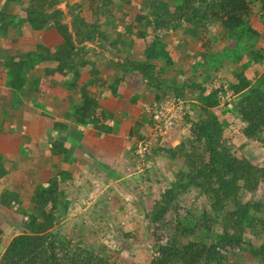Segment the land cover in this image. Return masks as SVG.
I'll return each mask as SVG.
<instances>
[{"label": "trees", "instance_id": "1", "mask_svg": "<svg viewBox=\"0 0 264 264\" xmlns=\"http://www.w3.org/2000/svg\"><path fill=\"white\" fill-rule=\"evenodd\" d=\"M24 1L2 0L0 32L4 33L8 24L26 23L34 30L50 31L60 37L63 42L55 46L53 53L50 47L38 48L41 49V63L53 62L51 73L65 74V78L68 74L64 70L72 74L73 80L63 85L66 91L76 90L78 70L86 65L82 58L74 63L73 55H86L90 49L86 43H97L99 48L101 40H107L120 59L125 56L122 62L117 60V67L123 73L140 75L154 94V100L147 106L165 96L186 101L194 98L199 104L202 119L192 121L184 116V120L190 123L192 138L167 151L170 159L184 157L188 171L174 173L170 186L153 203L150 212L144 206V217L155 231L158 225H164L172 201L188 190H193V197L202 204V210L197 216L189 212V218L177 219L170 238L158 246L154 264H264V202L252 198L260 186L264 187V168L237 158L225 143L224 126L216 115L220 89L212 84L216 74L228 71L222 76L227 75L226 79L230 80L228 90L235 96L232 113L242 122L243 135L257 140L264 147V72L253 83L244 72L250 65H255V69L259 65L264 67V29L256 28V24H264V0H81L71 6L67 3V12L58 8L62 0ZM257 1L260 2L258 20L253 11ZM124 4L135 10L129 22L131 26L124 31L144 41L151 36L143 57L137 61L126 58H129L128 49L131 48L128 40L121 39L119 32L111 39L112 36L104 30L113 25V9L118 10ZM68 15L70 30L63 22ZM178 31H182L184 38L197 40L202 49L190 75L174 70L171 51L162 42L160 32ZM33 53L20 54L17 61H12L17 69L16 87L26 83L22 75L28 78L27 72L34 68ZM245 56L247 62L242 70L227 69L228 64L237 65ZM169 72L174 74L168 75ZM96 74L91 70V77ZM173 75L184 78L182 84H173L176 80ZM115 85L117 83L111 88ZM82 97L80 105L70 104L67 117L77 127H92L107 133L109 128L104 125L108 119L106 112L99 113L98 103L84 90ZM144 113L147 122L153 124L148 112ZM54 128L64 134L70 129L61 122L55 123ZM157 139L159 141L161 137L157 136ZM162 150L157 144L151 149L150 158L155 159ZM64 151L62 143L53 144L50 148L52 160ZM5 173L0 162V177ZM71 179L67 171L57 174L54 170L44 187L34 189L30 207L19 210L26 218L20 223L23 231L8 243L0 264L115 263L105 247L96 248L90 244L95 240L93 231L86 229L95 223L91 219L74 224L68 233L71 238L63 234L60 227L53 230L61 217L67 216L69 209L74 208L69 199L74 193L70 192ZM87 181L89 185V179ZM7 200L6 207L9 206ZM0 203L5 205L3 200ZM231 206L233 209L227 212L226 208ZM235 247L239 253L233 254L230 260L227 248Z\"/></svg>", "mask_w": 264, "mask_h": 264}, {"label": "crops", "instance_id": "2", "mask_svg": "<svg viewBox=\"0 0 264 264\" xmlns=\"http://www.w3.org/2000/svg\"><path fill=\"white\" fill-rule=\"evenodd\" d=\"M1 5L2 0H0ZM16 12L17 10L14 9V13ZM67 20L70 30L69 16ZM129 25L130 23L116 25L118 28L115 30L116 33L112 35L109 32L111 39H114L119 32L121 39H126L130 43L132 41L136 45L138 41H141L140 39H136L135 36L130 38L128 33L129 38H125L124 30L129 29L131 26ZM121 28L123 31L120 32ZM256 28L261 31L264 29V24H256ZM187 40L190 42L189 39ZM180 42L184 44L183 40L178 38H175L173 42L165 40L169 50L172 47L180 49L178 47ZM60 43L61 38L54 33L34 30L26 23L8 24L5 32H0V162L6 170L5 175L0 177V202L3 200L7 204L5 199L8 198L14 202L16 199L19 200L22 208H18L13 202L14 208L8 206L9 210L12 208L8 213L12 216L17 215L19 218H23L19 209L26 210L25 208L30 206L34 189L46 184L53 176L54 170L57 174L60 171H67L70 177L74 174H85L86 177L90 174L99 176L101 175L99 172H105L108 174L107 180L110 178L115 182L121 178H128L123 168L132 165L130 163L133 162L138 145L153 136L152 124L147 122L148 117L144 113V107L154 100V94L142 82L140 75L135 72L123 73L117 67L115 62L117 60L122 62L125 56L121 59L114 58V62L109 60L107 65L105 63L106 68L103 70L100 58L103 59L104 56L96 55L99 53L96 50L87 51L93 54L91 58L84 56L78 59L80 54L75 53L73 57L77 61L82 58L86 65L78 70L76 90L66 91L63 85L73 80L72 74L64 70L68 74L65 78L63 77L65 74L51 73L54 68L53 62L41 63V49L38 48L39 46L55 47L54 45ZM91 45L93 44L86 43L89 48ZM136 48L137 45L130 50L132 55L136 53ZM190 49L185 53L194 56L200 48L191 45ZM32 51L34 52L32 54L34 68L27 72L28 78L22 75L26 83L16 87L17 69L12 61H17L16 57L20 54ZM50 51L53 53L55 50L50 49ZM172 54L171 51V56ZM132 55L129 57L131 58ZM198 55L193 62H196ZM179 59V57L176 58L174 70L190 75L194 64L192 63L193 66H189L191 69L186 72L184 62L182 68H178ZM132 60L139 59L132 58ZM89 65H94L93 70L97 73L95 77H91L92 67ZM245 76L248 78L250 75L245 73ZM172 77H176L173 84H182L184 78L176 75ZM115 83L117 85L112 89L111 86ZM82 90L96 100L99 113L104 110L108 115L104 123L109 128L107 133L92 127H77L73 121L71 122L72 119L67 117L70 113V104L73 102V105H80L83 101ZM58 122L69 125L67 134L54 131V124ZM182 132L177 126L169 133V136L157 141L156 144L163 149L159 155H168L167 151L173 149L175 143H180L177 138L181 137ZM57 142L62 143L65 151L52 160L50 148ZM19 173L20 176H17ZM127 181H130V178ZM0 207L4 208L1 203ZM10 219L14 222V228L19 226L17 219ZM2 231L0 227V233Z\"/></svg>", "mask_w": 264, "mask_h": 264}, {"label": "rangeland", "instance_id": "3", "mask_svg": "<svg viewBox=\"0 0 264 264\" xmlns=\"http://www.w3.org/2000/svg\"><path fill=\"white\" fill-rule=\"evenodd\" d=\"M80 1L81 0H62V4L59 5L58 8L67 12V3L71 6ZM114 1L116 2L117 0ZM24 2H27V0ZM259 7L260 2L257 1L253 6L254 15L257 20V17L260 16ZM48 11L51 12V10H47V12ZM113 11L114 13L111 16L113 18V25L106 27V29L104 28L105 32H110L112 35L115 30L118 29L116 25L128 24L135 15V10L130 8L127 4L120 6L118 10L114 8ZM87 13L89 14L88 11ZM67 19L68 17L64 18L63 22L67 23ZM160 33L162 42H164L165 45V40H169L170 42H173L175 38L183 40L184 44L181 42L178 44L180 49H174L172 47L170 50L173 53L172 58L175 63H177L176 58H180L178 61V68H182L184 62L185 71L188 72L191 69V67L189 69V66H193L194 64L192 58L196 59V55L202 50L200 43H198L197 40H194V42L193 39L191 40L190 38L189 42L187 40L188 38H184L182 31L168 34L165 32ZM131 37L134 38V35L130 34V38ZM125 38H129L127 33ZM150 40L151 38H147L145 41H138L136 44V53L133 55L130 53V50L136 45L131 41V48L128 49V51L129 55H132V57H129V60L137 61L132 60V58L141 59L143 57L144 49L150 44ZM101 41H103L100 42L103 49L102 46L98 48L97 43H94L91 45L89 51L96 50L99 52L96 55L101 54V56H104L103 59L100 58V63L103 66L102 69L105 70V63L107 65L109 60L114 62V58L119 57L113 52L114 50L111 45H109V42H106L107 40ZM62 42L63 40L61 39V43ZM58 45L59 44H56L54 46ZM191 45L200 48L198 53L194 56L192 54H186L184 51V48L186 51H190ZM172 46L175 45L172 44ZM49 47L55 50V47ZM183 54L184 56H182ZM84 56L91 58L93 54L87 52ZM84 56L80 55L78 59ZM174 56L176 58H174ZM72 58L74 59V63L77 62L74 57ZM246 62L247 59L245 56L241 63H238L237 65L228 64L227 69L229 70L231 68L232 71L242 70V67H244L243 64ZM89 66L92 67V70L94 69V65ZM253 66L255 67V65H250L244 70L246 74L250 75L247 78L250 80V83H253L256 78L264 72L263 66L259 65L257 68L258 70L253 68ZM222 73L226 74L228 71L224 70V72L216 74L213 77L212 84L216 89H220V92L218 93L219 105L217 107L218 111L216 115L218 116V120L222 122L224 126L223 138L225 143L228 147H231L232 153L237 158H244L249 160L255 165V167L264 168V147H262L257 140L247 139L243 135L241 131L242 122L238 120V116L235 113H232L235 96L231 90H228L230 80L226 79L227 75L222 76ZM171 74L174 73L169 72L168 75ZM186 108L187 114L183 115H187L192 121L202 119V116L199 113V104L194 98L189 99ZM179 128L181 129V132L183 131L181 137L177 138L181 145L188 139L192 138L190 123H188L187 126H184L181 122ZM171 144L173 145V142H171ZM179 144L175 143L174 145L176 147V145ZM180 145L178 147H180ZM205 156L207 157V154ZM150 157L139 158L135 156L133 162L130 163L132 165H127L123 168L126 172L125 176H129L128 178L132 181L131 183L130 181H127L128 178H121L119 181L116 180V182L110 178L107 180L108 174L105 172H99L101 174L99 176L90 174V176L88 175L89 177L86 178L85 174H74L71 179L72 184L70 185V192L74 193L69 197L74 208L69 209L67 216L61 217L53 230H59L60 227L61 232L67 235L74 224L79 225L82 220L86 218L91 219V221L95 223L90 224L86 229H91L93 231L95 240L90 242V244L96 248L98 246L105 247L108 255L115 260V263L113 262L114 264H154V259L157 258L156 253L158 246L164 245L168 238H170L174 226L177 223V219L179 217L187 219L189 218L188 216H190V213L197 216L199 211L202 210V204H198L193 197V190H188V192L181 194L175 201H172V206L164 217V225H158L157 229L154 231L150 223L146 221L144 217V214H146L145 207L150 212L153 203L159 200L163 191L170 186L169 184L173 181L176 174L175 172L183 171L187 173L188 169L184 157L181 156L170 159L168 155L161 154L154 160L150 159ZM127 171H129V173ZM17 176H20V173ZM87 179L92 183L88 185ZM40 187H44V184ZM252 198L264 202V187L260 186L259 190ZM7 201L9 202V206L13 208L16 205L18 208H22V203L17 199L15 202L12 199ZM2 206L4 208L2 209L0 207V227L3 229L4 233L3 231L0 233V257L11 239L23 231L20 223L26 220L24 217L19 218L17 215L12 216L9 214L8 211L12 208L9 210L8 206L6 207V204ZM205 208H207V206ZM25 209L27 210L28 208ZM232 209V206L227 207L226 211L228 212ZM10 218L17 219V225L19 226L14 228V222L11 221ZM68 236L71 238L69 234ZM246 236L247 233L245 234V237ZM252 240L255 243H258V241L254 239ZM236 253H239V250L236 247L227 248V256L230 260L233 259V254Z\"/></svg>", "mask_w": 264, "mask_h": 264}, {"label": "built area", "instance_id": "4", "mask_svg": "<svg viewBox=\"0 0 264 264\" xmlns=\"http://www.w3.org/2000/svg\"><path fill=\"white\" fill-rule=\"evenodd\" d=\"M183 101L176 97H165L159 102H153L150 106H145L144 111L148 112L153 122L155 135H165L182 120L184 114ZM152 145L148 140L142 143L137 151V155H143Z\"/></svg>", "mask_w": 264, "mask_h": 264}, {"label": "clouds", "instance_id": "5", "mask_svg": "<svg viewBox=\"0 0 264 264\" xmlns=\"http://www.w3.org/2000/svg\"><path fill=\"white\" fill-rule=\"evenodd\" d=\"M224 96H225V94H224ZM165 97H167V96H165ZM165 97H163V98H165ZM168 97H172V96H168ZM162 98V99H163ZM179 99H181V98H179ZM182 100V99H181ZM183 101V104H184V107H185V109H184V114H187V108H186V106L188 105V101H186V100H182ZM184 116L185 115H183V118H182V120L176 125V127L178 126H180V123L182 122V124L184 125L185 123V126H187V124H188V122H186L185 120H184ZM151 127H152V129H153V124L151 125ZM176 127H174L173 128V130L176 128ZM172 131V130H171ZM170 131V132H171ZM170 132H168L167 134H165V135H157V136H159V137H161V138H163V137H167V136H169V133ZM152 134H153V136L152 137H148L145 141H143L142 143H144V142H146V141H148V140H151L152 141V145H151V147L150 148H148V150L143 154V155H137L136 154V152H135V156L136 157H139V158H143V157H145V158H149L150 156H151V149H154V148H156V142L158 141V139H157V136L155 135V132H154V129H153V131H152ZM142 143H140L139 145H138V147L142 144ZM178 146V145H177ZM176 146V147H177ZM138 147H137V149H138ZM137 151V150H136ZM158 157V156H157ZM144 158V159H145ZM156 158V157H155ZM151 159V158H150ZM152 160H154V159H152ZM144 161V160H143Z\"/></svg>", "mask_w": 264, "mask_h": 264}]
</instances>
